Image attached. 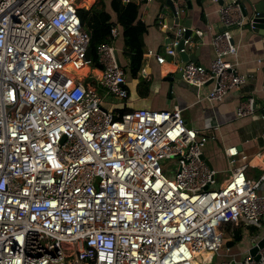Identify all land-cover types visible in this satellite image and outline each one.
Returning a JSON list of instances; mask_svg holds the SVG:
<instances>
[{"label":"built area","instance_id":"obj_1","mask_svg":"<svg viewBox=\"0 0 264 264\" xmlns=\"http://www.w3.org/2000/svg\"><path fill=\"white\" fill-rule=\"evenodd\" d=\"M90 3L0 0V264H208L210 254L215 264H264V243L253 254L225 243L235 227H258L264 217L256 191L264 159L251 176L246 156L235 161L237 150L226 147L232 165L217 183L200 157L207 131L187 126L176 106L105 108L126 104L125 74L116 25L96 45L95 63L85 58L89 34L78 10ZM235 9L234 1L219 4L223 26L243 23ZM156 22L170 35L145 55L172 65L165 57L191 39L161 12ZM230 37L227 29L211 36L208 66H179L186 84L209 85V101L248 78L224 60L235 51ZM253 103L248 97L235 114H251ZM260 239L264 233L250 235V247Z\"/></svg>","mask_w":264,"mask_h":264},{"label":"crops","instance_id":"obj_2","mask_svg":"<svg viewBox=\"0 0 264 264\" xmlns=\"http://www.w3.org/2000/svg\"><path fill=\"white\" fill-rule=\"evenodd\" d=\"M89 1L93 2V0ZM132 1L138 3L136 19L144 25L140 64V68H144V74L140 73L139 68L134 78L129 76L128 61L122 55L121 32L116 24L117 35L113 40V46L119 66L125 74L127 99L124 109L169 110L176 106L187 126L207 131L209 138L201 148V155L209 167L215 171V180L219 175L220 178L217 181H222L232 165L228 163L227 156L224 154V149L229 146H234L238 152L234 157L235 161H238L239 155L246 156L251 164L248 173L254 175L259 171L264 159V143L262 142L264 115L255 108L251 114L237 116L235 109L248 97L253 99L255 107L259 105L260 99L264 98V34L257 32V30L262 31L260 28L253 30L248 22L250 6L255 0H187V3L185 0H171L173 9L181 10L177 13V17L173 16L165 0L146 3ZM231 1L237 4V9L233 12L242 17L243 23L239 26L225 27L219 20L217 8L219 4ZM239 6L246 11L245 16L242 15ZM107 10L111 18H114L108 5ZM157 12L162 13L168 25L177 24L183 28V33L191 39V43L184 46V51L187 55L194 57L193 61L205 67L209 65L213 57L211 36L224 29L229 30L235 51L225 54L224 60L231 63L238 73L248 75L246 82L237 88L229 89L220 100L209 101L204 97L209 85L197 90L186 84L180 76L174 75L181 61L178 53L172 59L166 56L165 58L172 62V65L168 63L164 67L158 65L151 56H146L147 49L161 51L170 35V31L163 30L157 24ZM193 29L201 30V36H196ZM141 80L145 82L140 83ZM99 92H101L100 89ZM104 106L112 110L120 109V105L114 103H104ZM256 191L259 195H264V178ZM238 227L241 231L239 239L228 244L229 248L230 246L233 248V252L249 249L250 235L264 233V217L260 220L258 227L254 225Z\"/></svg>","mask_w":264,"mask_h":264},{"label":"trees","instance_id":"obj_3","mask_svg":"<svg viewBox=\"0 0 264 264\" xmlns=\"http://www.w3.org/2000/svg\"><path fill=\"white\" fill-rule=\"evenodd\" d=\"M107 5L114 18H111ZM138 3L132 0L122 2L121 0H93L87 9H82L81 25L89 32V57L95 63L96 45L108 41L109 29L112 25H118L122 38V55L126 57L127 71L130 77L134 78L141 64L142 54V33L144 25L136 19ZM145 82L141 80L140 83ZM121 106L119 112L126 111ZM241 231L239 227L233 229L231 238L225 243L228 245L239 239Z\"/></svg>","mask_w":264,"mask_h":264},{"label":"water","instance_id":"obj_4","mask_svg":"<svg viewBox=\"0 0 264 264\" xmlns=\"http://www.w3.org/2000/svg\"><path fill=\"white\" fill-rule=\"evenodd\" d=\"M185 2L187 3V0H185ZM165 3L170 7L171 12L173 13L174 9L173 6L171 4V0H165ZM241 13L243 16H245L246 11L242 8V6H239ZM250 10L251 13H249L248 15V22L250 24V26L252 27L253 30H256L258 28H260L262 31L257 30V32L264 34V0H255L254 2H252L251 6H250ZM81 10H78V17L81 18ZM86 32L89 34L88 30H86ZM184 36H186L183 33ZM177 50H178V54L180 55V64L179 66L183 65V62L187 59H193V56H189L186 54V52L183 49V45L181 43H179V45L177 46ZM85 57L88 58L89 57V47H86L85 50ZM116 63L119 65V62L116 58ZM181 73V69L178 68V70L176 71V73L174 74L175 76H180ZM254 109L256 108V110L261 114L264 115V98L260 99L259 101V105H257V107H255V102L253 103ZM200 157H202V155H200ZM264 243L263 239H260L257 241L256 245L252 246L249 248L248 252L253 254L254 251L256 250L257 246H260Z\"/></svg>","mask_w":264,"mask_h":264},{"label":"rangeland","instance_id":"obj_5","mask_svg":"<svg viewBox=\"0 0 264 264\" xmlns=\"http://www.w3.org/2000/svg\"><path fill=\"white\" fill-rule=\"evenodd\" d=\"M74 1H76V0H74ZM90 4H91V3H90ZM85 58H86V57H85ZM88 58H90V57H88ZM88 58H86V59H88ZM97 91L99 92V89H97ZM166 162L169 163V162H170V159H167ZM219 178H220L219 175H217V176H216V181L219 180ZM217 182H218V181H217ZM230 248H231L230 251H233V250H232L233 248H232L231 246H230ZM202 258H203L202 255L194 257V259H195L196 261H198V262H199ZM209 258H210V262H209L208 264H215V263H217V261H218V259H219V258H217L216 256H214L213 254H210V255H209ZM224 258H225V257H224Z\"/></svg>","mask_w":264,"mask_h":264}]
</instances>
